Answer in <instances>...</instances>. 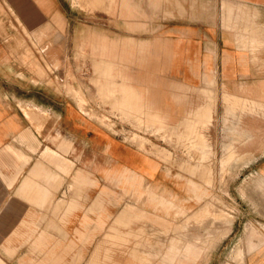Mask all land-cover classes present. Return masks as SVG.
<instances>
[{"label":"crops","instance_id":"obj_1","mask_svg":"<svg viewBox=\"0 0 264 264\" xmlns=\"http://www.w3.org/2000/svg\"><path fill=\"white\" fill-rule=\"evenodd\" d=\"M90 1L0 0V264H264V0Z\"/></svg>","mask_w":264,"mask_h":264},{"label":"rangeland","instance_id":"obj_2","mask_svg":"<svg viewBox=\"0 0 264 264\" xmlns=\"http://www.w3.org/2000/svg\"><path fill=\"white\" fill-rule=\"evenodd\" d=\"M91 1H90L91 2L90 4L89 3L87 4V8L90 11H92L93 9H96V8L102 9L103 12L106 13V15L108 17V20H106L107 19L106 17L103 18V16H101V14H94L93 12H91L90 14H88V18H87L88 24H95V23H98V24H110L109 18L110 17L114 18V16L115 17L118 16L119 24H126L127 23L128 15H127V12H126V7H125V5H121V0H120V3H119V7H118L119 10H118L117 13H116L115 6H113V8L110 6V1L111 0H91ZM88 2H89V0H88ZM101 2H103V3H101ZM39 56L41 58V51L40 50H39ZM158 131L159 130H157V129H156V131L153 130V129L150 130L151 133H159ZM156 136H158V135H156ZM138 138H140V137H138L135 134L134 135L132 134L131 140H132V142L139 144L140 147H143L144 140H142V139L138 140ZM163 138H165V137H163ZM145 142H148V141L145 140ZM170 143H172V142H170ZM171 158H172V156H170L168 154V156L166 158H164V160L167 163H172L171 162ZM130 238L132 239L133 237L130 236ZM127 239H129V238L127 237L126 240ZM124 243L125 244H129L128 240L126 242H124ZM129 255L127 253L125 254V257L128 258V260L132 259V258L129 257ZM111 259H112L111 258V254H109V253L104 254V258H103L104 261H109ZM139 259H140V261H142L141 258H139Z\"/></svg>","mask_w":264,"mask_h":264}]
</instances>
